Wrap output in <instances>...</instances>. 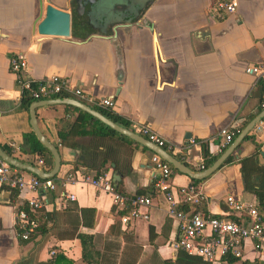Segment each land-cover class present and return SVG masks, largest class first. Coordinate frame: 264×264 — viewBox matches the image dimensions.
I'll use <instances>...</instances> for the list:
<instances>
[{
	"label": "crops",
	"instance_id": "obj_1",
	"mask_svg": "<svg viewBox=\"0 0 264 264\" xmlns=\"http://www.w3.org/2000/svg\"><path fill=\"white\" fill-rule=\"evenodd\" d=\"M234 1V12L218 18L211 12L212 0H134L128 8L116 5L99 13L106 23L102 33L90 29L84 14H74L70 35L63 38L36 33L37 0H0L1 149L33 166L38 156L20 151L23 135L31 127L28 109L18 107L19 91L8 59L22 52L29 78L57 75L91 98H110V111L125 119L131 129L146 125L173 148L165 151L177 160L181 162L182 152L189 149L192 162L205 166V158L219 155L218 129L241 130L261 110L264 94V74L245 71L264 62V0ZM74 2L49 0L70 13ZM143 2L146 6L142 7ZM68 98L99 108L84 97ZM35 116L39 130L59 155L52 180L55 187L43 195L0 190V264H49L51 248L56 250L58 264H88L82 258L80 236L85 240L86 258L96 264H175L178 249L172 243L178 224L165 214L163 196L154 185L152 152L116 135L79 134V127H69L76 112L67 110L65 104L40 106ZM58 132L68 138V145L59 144ZM247 135L232 152L230 163L196 184L204 197L200 208L215 217L228 216L224 203L228 194L257 203L243 188L237 161L258 152V161L264 163V130L253 128ZM102 160L104 174L126 207L113 204L109 194L82 180L81 174L93 177ZM50 168L45 163L43 170ZM171 168L168 183L174 190L191 181ZM19 171L25 180L31 177ZM68 174L72 180L63 182ZM70 193L73 200L67 197ZM137 194L150 196L148 210L139 208L148 219L121 223L120 216L127 213L129 200ZM36 197L43 200L32 215L37 227L22 240L15 211L25 209L27 198ZM58 256L65 259L57 260ZM242 261L264 264V256H257L253 243L246 240L241 260L209 264Z\"/></svg>",
	"mask_w": 264,
	"mask_h": 264
},
{
	"label": "built area",
	"instance_id": "obj_2",
	"mask_svg": "<svg viewBox=\"0 0 264 264\" xmlns=\"http://www.w3.org/2000/svg\"><path fill=\"white\" fill-rule=\"evenodd\" d=\"M234 10V0H212L211 12L215 17L223 18L232 14ZM8 68L19 91V99L23 93L27 94L32 101L68 98L72 95L84 97L101 109L111 110L112 100L110 98H91L84 94L79 86L60 76L52 75L38 80L29 78L27 76V61L22 52L14 53L9 57ZM245 71L261 76L264 74V62L261 66L247 67ZM259 105L261 109L264 108V94ZM253 128L264 130V119L258 121ZM131 130L163 150L166 148L173 150L171 146H167L163 138L146 125L133 126ZM237 132L238 130L233 127H220L217 135L221 138V143L216 152L220 154ZM181 160L192 171H200L205 168L202 163L192 162L189 157V149L182 152ZM150 162L154 173H156L154 185L165 202V214L178 224V234L172 243L174 248L199 256L209 263H214L225 260L227 257L241 260L243 244L249 240L253 243L257 256H264V221L258 213L256 203L240 200L238 197L228 194L224 198L228 216L215 217L200 208L204 197L195 183L190 181L186 186L174 190L168 183L172 173L171 166L155 153L151 154ZM188 164L195 165L197 168H191ZM34 166L43 170L45 162L40 156H35ZM81 177L84 182L109 194L113 204H126L124 198L115 190L110 178L105 174L96 177L81 174ZM72 178L73 175L68 174L63 178V182L72 180ZM54 187L52 180L39 179L34 175L25 180L19 169L0 161V190L11 193L23 190L34 193L40 191V194L43 195L44 191L53 190ZM67 197L71 200L74 199V195L71 193ZM128 204L127 213L119 218L121 223H125L131 218L148 219L147 213L139 211V208L148 210L151 204L148 194L134 195ZM42 205L43 200L39 197L27 198L26 210L20 208L15 211L14 222L20 239H28L35 231L37 224L32 215ZM183 205L184 208H181ZM55 254L56 250L51 248L49 259L52 260ZM240 264L245 263L242 261Z\"/></svg>",
	"mask_w": 264,
	"mask_h": 264
},
{
	"label": "water",
	"instance_id": "obj_3",
	"mask_svg": "<svg viewBox=\"0 0 264 264\" xmlns=\"http://www.w3.org/2000/svg\"><path fill=\"white\" fill-rule=\"evenodd\" d=\"M75 5L72 7L73 13L59 9L49 3V0H37V12L38 18L35 22V31L41 36H55V37H69L71 23L75 15H85L87 25L91 30H98L99 32H105L106 23L101 22L99 18V13L104 12V10L115 7L116 5H124L128 8L134 0H74ZM145 2V1H144ZM142 3V7L146 6ZM53 104H65L73 106L79 110H82L92 117L96 118L101 123L105 124L112 130L118 132L121 135L126 136L130 140L140 144L141 146L147 148L152 153L159 155L163 160H165L169 165H171L175 170L187 175L192 180H201L206 176L210 175L217 168H219L226 158L232 154L234 149L239 145L243 138L248 134V132L254 127V125L264 118V108H262L257 114L254 115L238 132L234 139L225 147V149L209 164L200 171H192L185 164L177 160L173 155L167 153L160 147L155 146L153 143L149 142L146 138L140 136L139 134L133 132L130 129L122 127L107 117L102 115L99 111L83 104L77 100L71 98H54V99H43L32 101L28 106V117L29 125L31 127V132L34 134L35 138L40 142V144L49 152L52 158V165L48 171L39 169L29 163L21 162L14 157L6 154L0 147V159L3 160L8 165L15 167L19 170L27 171L39 179H50L55 176L59 167V155L57 148L54 144L49 142L39 130L36 123L35 109L40 106L53 105ZM116 175H113V179Z\"/></svg>",
	"mask_w": 264,
	"mask_h": 264
},
{
	"label": "trees",
	"instance_id": "obj_4",
	"mask_svg": "<svg viewBox=\"0 0 264 264\" xmlns=\"http://www.w3.org/2000/svg\"><path fill=\"white\" fill-rule=\"evenodd\" d=\"M32 100L30 97L23 93L18 101V107L24 110L28 109V106ZM66 109H71L76 112V116L69 123V127H79V134H96V135H116L118 137H121L126 140H130L124 135L119 134L118 132L112 130L105 124L98 121L96 118L92 117L88 113L79 110L73 106L65 105ZM97 111H99L102 115L107 117L112 122L125 127L127 129H131L129 127V123L123 119L122 117L116 115L110 110L97 108ZM250 119V118H249ZM249 121V120H247ZM75 124V125H74ZM240 129L238 130V132ZM237 132V134H238ZM236 134V135H237ZM248 135H246L243 139H245ZM58 138H59V144L61 145H68L69 141L68 138H66L63 134V132H58ZM132 141V140H130ZM4 150H6L3 147ZM20 151L28 154H37L38 156H41L44 158L46 165L50 168L51 166V156L49 152L40 144V142L35 138L34 134L32 132L23 135V142L20 146ZM203 154L207 157V150L205 148V145H203ZM8 152V151H7ZM257 154L245 156L243 158H240L237 162L239 164V172L240 177L242 181V185L245 191L252 193L255 196L256 199V206L258 213L261 217V219L264 221V163H260L257 159ZM205 166L209 165L215 158H205ZM233 160L232 155H229L226 160L223 162L222 165L230 163V161ZM106 172V167H104L103 160L100 161L99 169L95 172L93 177H96L98 175L104 174ZM33 175V174H31ZM55 177V176H54ZM53 178H50L49 180H54ZM200 180H192L191 182L197 184ZM118 192V191H117ZM186 207V206H185ZM26 210V207H24ZM181 208H184V205L181 206ZM81 238V246H82V258L84 261H86L88 264H96L94 261L86 258L84 254V244L85 240L80 236ZM57 257V256H55ZM55 257L50 260L49 264H56ZM65 259L62 256H58L57 260ZM226 260L228 261H234L235 259L232 257H227ZM175 264H209L208 261L203 260L201 257L196 255L188 254L186 251L178 249L175 257L173 259V262ZM58 264V263H57Z\"/></svg>",
	"mask_w": 264,
	"mask_h": 264
}]
</instances>
